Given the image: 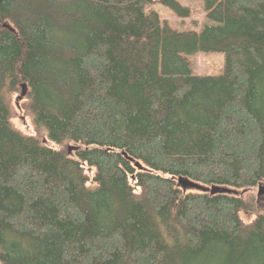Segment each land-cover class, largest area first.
Masks as SVG:
<instances>
[{"label": "trees", "instance_id": "trees-1", "mask_svg": "<svg viewBox=\"0 0 264 264\" xmlns=\"http://www.w3.org/2000/svg\"><path fill=\"white\" fill-rule=\"evenodd\" d=\"M202 1L214 24L181 33L148 10L189 17L178 0H0V264H264L246 200L264 183V0ZM205 53L223 75L192 73Z\"/></svg>", "mask_w": 264, "mask_h": 264}, {"label": "rangeland", "instance_id": "rangeland-1", "mask_svg": "<svg viewBox=\"0 0 264 264\" xmlns=\"http://www.w3.org/2000/svg\"><path fill=\"white\" fill-rule=\"evenodd\" d=\"M182 7L187 8L190 11V16L187 18L178 17L173 11L164 7L159 3H155L148 6L149 11H154L158 14L162 23H166L170 28L178 32H200L201 29L206 25H213L205 15V6L202 0H178ZM191 71L194 75H203L205 77H219L223 75L225 68V56L222 53H205L196 54L189 57ZM19 94V93H18ZM18 94L14 96V101L18 97ZM17 116L13 119V124L17 127L24 135L39 139L44 145L54 148V146L47 140L46 137H39L34 128L32 127L29 117L23 113V111H17ZM142 170H145L141 167ZM148 170V169H147ZM94 171L89 170V174ZM263 184V183H262ZM204 187V186H202ZM264 188V184L261 186ZM203 190V189H202ZM225 194L232 195H243L240 190L223 187ZM257 190L249 191V195L246 196V200L250 207L256 212V215L264 214V194L254 201V194ZM256 205V207H255ZM252 213V212H251ZM256 215L248 213L242 214L244 222H250Z\"/></svg>", "mask_w": 264, "mask_h": 264}, {"label": "bare ground", "instance_id": "bare-ground-1", "mask_svg": "<svg viewBox=\"0 0 264 264\" xmlns=\"http://www.w3.org/2000/svg\"><path fill=\"white\" fill-rule=\"evenodd\" d=\"M25 99H26V97L23 98V100H25ZM67 152H68V154H71L72 153V149L71 148H68L67 149ZM263 184L262 183H259L257 185V187H256V190L258 191L259 188H262L261 186ZM177 186L180 189H182L183 192H197L199 194H209L210 196L217 195V194H221V195H227V196H233V197H241V195H232V194H225V193H214V194H211V188L202 187L201 185L194 184V183H191L189 181L187 182V184L185 186L178 185V179H177ZM262 189H264V188H262ZM242 193H244V192H242ZM262 194H264V193H262Z\"/></svg>", "mask_w": 264, "mask_h": 264}, {"label": "water", "instance_id": "water-1", "mask_svg": "<svg viewBox=\"0 0 264 264\" xmlns=\"http://www.w3.org/2000/svg\"><path fill=\"white\" fill-rule=\"evenodd\" d=\"M25 94V86H22V95ZM187 180L186 179H182V178H178V185H183L185 186L187 184ZM214 193H225V190H222V188H218V187H212L211 188V194ZM262 193H264V189L259 188V190L257 191V198H259Z\"/></svg>", "mask_w": 264, "mask_h": 264}]
</instances>
